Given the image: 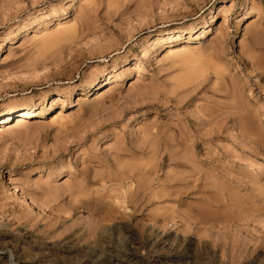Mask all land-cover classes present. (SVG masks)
Wrapping results in <instances>:
<instances>
[{"label": "rangeland", "instance_id": "374dc122", "mask_svg": "<svg viewBox=\"0 0 264 264\" xmlns=\"http://www.w3.org/2000/svg\"><path fill=\"white\" fill-rule=\"evenodd\" d=\"M29 107L0 264H264V0H0V118Z\"/></svg>", "mask_w": 264, "mask_h": 264}, {"label": "bare ground", "instance_id": "6f19581e", "mask_svg": "<svg viewBox=\"0 0 264 264\" xmlns=\"http://www.w3.org/2000/svg\"><path fill=\"white\" fill-rule=\"evenodd\" d=\"M184 30V29H183ZM182 30V31H183ZM70 32H72V33H69L68 35H65L66 37H68V36H70L71 34H73V32L74 31H70ZM169 41H171V40H168L167 42H169ZM175 51L174 50H170V52H169V54H171V55H173V53H174ZM184 78V77H183ZM192 84L193 82H191V80L189 81V79L187 78H184V79H181L179 82H178V85H177V88H175V91H174V94H175V92L177 93V92H184L187 88V85L188 84ZM189 84V85H190ZM191 88H192V86H190ZM190 87H189V89H190ZM195 87V86H194ZM193 87V88H194ZM196 87H198V85L196 86ZM196 87H195V89H196ZM186 88V89H185ZM195 89H193L192 91H194ZM186 92V91H185ZM182 93H177V96L176 97H180V95L182 94ZM179 94V95H178ZM58 101H62V100H58ZM33 108L34 107H29V108H27L26 110H23V111H17V112H15V113H13V114H7V115H5V116H3V117H1L0 118V127H2V126H4V125H6V124H9L12 120H15L16 121V124L17 125H22V124H24V123H27L30 119H32L33 118V116L35 115V112L33 111ZM1 131V130H0Z\"/></svg>", "mask_w": 264, "mask_h": 264}]
</instances>
